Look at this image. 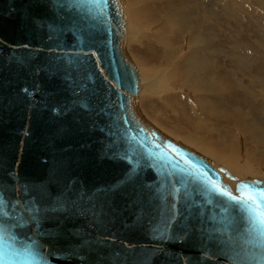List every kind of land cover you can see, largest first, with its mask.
Wrapping results in <instances>:
<instances>
[{
    "label": "water",
    "instance_id": "1",
    "mask_svg": "<svg viewBox=\"0 0 264 264\" xmlns=\"http://www.w3.org/2000/svg\"><path fill=\"white\" fill-rule=\"evenodd\" d=\"M139 86L124 0H0V264H264V180L165 138Z\"/></svg>",
    "mask_w": 264,
    "mask_h": 264
},
{
    "label": "rangeland",
    "instance_id": "2",
    "mask_svg": "<svg viewBox=\"0 0 264 264\" xmlns=\"http://www.w3.org/2000/svg\"><path fill=\"white\" fill-rule=\"evenodd\" d=\"M126 1L129 51L150 78L166 75L141 94L144 113L237 176L264 178V0ZM193 35L204 49L192 63Z\"/></svg>",
    "mask_w": 264,
    "mask_h": 264
},
{
    "label": "bare ground",
    "instance_id": "3",
    "mask_svg": "<svg viewBox=\"0 0 264 264\" xmlns=\"http://www.w3.org/2000/svg\"><path fill=\"white\" fill-rule=\"evenodd\" d=\"M125 1V9H126V47H127V50H128V53H129V55L131 56V58H132V60H133V62L135 63V65H136V67H137V70H138V73H139V80H140V86H139V105H140V97H141V94H143V92L145 91V90H147L148 92L150 91V92H154V91H158V87L160 86V83L162 82V79L163 78H166V75L164 74V75H162V76H160L159 77V75L158 76H156V77H152V78H150L149 77V75H148V70H145V69H143L142 67H139L138 66V64L136 63V61L134 60V58H133V56H132V54H131V52L129 51V49H128V36L130 35H135L137 32H138V29L136 28V26L134 25V22H133V19H132V15H133V12L131 11L130 12V10L127 8V1L126 0H124ZM194 16V15H193ZM175 17V16H174ZM176 19H177V17H176ZM211 22V21H210ZM177 25V24H176ZM201 38V37H200ZM199 37H198V35H193V36H191V38H190V52L188 53V60H189V62H194V61H196V60H198V59H200L201 58V55H203V54H201V51L204 49V48H202L203 46H202V40L200 39ZM202 60V59H201ZM242 61H245V58H244V60H242ZM246 62H248V61H246ZM188 63V62H187ZM191 63V64H192ZM175 70V69H174ZM200 70H201V68H200ZM158 72V71H157ZM141 74H142V77H143V80H142V78H141ZM160 74V73H159ZM163 74V73H162ZM170 75V74H169ZM147 76V77H146ZM164 80V79H163ZM165 81V80H164ZM163 81V82H164ZM208 82V81H207ZM144 84V85H143ZM163 84V83H162ZM158 88V89H157ZM153 94V93H152ZM140 107H141V105H140ZM142 109V108H141ZM144 112V111H143ZM209 113V112H208ZM146 115V114H145ZM146 117L149 119V121H151L152 122V120L146 115ZM152 124H154L160 131H161V133L164 135V137L166 138L167 136L164 134V132H163V130H161L154 122H152ZM170 138V137H169ZM170 139H172V138H170ZM173 140V139H172ZM173 141H175V140H173ZM177 142V141H176ZM179 144H181L180 142H178ZM181 145H183V144H181ZM183 146H185V147H187V148H189V149H193V148H190V147H188V146H186V145H183ZM194 151H196V152H198V153H200L205 159H207L211 164H213L216 168H218L219 167V165L217 164V163H215L213 160H211V159H209L208 157H206L204 154H202L201 152H199V151H197V150H195V149H193ZM225 168V167H224ZM227 169V168H226ZM231 172V171H230ZM221 174L223 175V177H224V180L226 181V182H228L229 184H230V186L234 189L235 188V186H236V183H237V180H231V179H229V178H227L226 176H225V174H224V172H221ZM234 174V173H233ZM241 174H247V175H249V170L247 169V167H242L241 169H240V173H239V175H241ZM234 175H236V174H234ZM237 176V175H236ZM254 178H260V179H263L264 180V178L263 177H258V176H254V177H247V178H244L243 177V175H242V177L241 176H237V179L238 180H247V179H254Z\"/></svg>",
    "mask_w": 264,
    "mask_h": 264
}]
</instances>
